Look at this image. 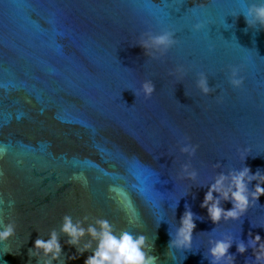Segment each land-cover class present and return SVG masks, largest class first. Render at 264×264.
I'll list each match as a JSON object with an SVG mask.
<instances>
[{"label": "water", "instance_id": "water-1", "mask_svg": "<svg viewBox=\"0 0 264 264\" xmlns=\"http://www.w3.org/2000/svg\"><path fill=\"white\" fill-rule=\"evenodd\" d=\"M199 2L0 0V197L4 221L18 224L0 241V264H37L29 249L52 228L65 264H84L91 250L77 254L59 233L65 215L85 227L106 219L117 235L143 232L156 264H210L208 239L231 233L234 264H252L253 249L239 253L236 242L249 232L264 239V195L218 224L201 202L216 172H264V27L246 23L254 0ZM165 28L176 43L148 57L140 34ZM179 64L178 80L170 70ZM231 66L244 77L238 88ZM201 71L207 95L196 85ZM145 79L155 85L148 98L134 93ZM184 143L198 146L194 155L180 151ZM186 162L196 181L181 178ZM185 204L195 223L188 249L169 246Z\"/></svg>", "mask_w": 264, "mask_h": 264}, {"label": "clouds", "instance_id": "clouds-1", "mask_svg": "<svg viewBox=\"0 0 264 264\" xmlns=\"http://www.w3.org/2000/svg\"><path fill=\"white\" fill-rule=\"evenodd\" d=\"M199 3L202 6V0ZM245 19L250 27H256L257 25L264 27V0H254V2L249 3ZM193 27L200 29L202 24L197 22ZM137 43L145 50L148 57L158 58L176 43V39L174 31L171 29L165 28L158 32L149 29L140 34ZM240 70L238 66L230 67L228 79L233 87H240L244 81V77L239 74ZM185 71L184 65L179 64L170 70V74L175 75L179 80L183 77ZM196 85L205 95L213 91L208 84L207 75L202 71L198 73ZM154 90L153 81L145 79L134 93L136 96L142 93L145 98H148L152 96ZM187 139L185 137V140ZM197 147L195 144L184 143L180 147V151L192 156L195 154ZM250 150L247 147L238 150L241 152L243 160ZM220 166L219 163L212 165L213 168ZM3 174V170H0V176H3ZM73 175L75 176L77 173ZM79 175L84 174L79 173ZM180 176L190 181H196L198 173L190 162H186L181 165ZM210 181L211 183H207L208 189L204 193L201 207L207 209L208 217L214 224H218L221 220H238L249 207L257 204V200L261 195H264V172L260 169L252 172L248 166L238 169L230 168L226 172H216ZM252 181H256V183L250 189L249 184ZM222 200L230 201L232 207L225 209L221 204ZM4 203L5 201L0 197V241H6L15 236L18 227L14 218H9L7 222L2 218V205ZM15 203L14 199L7 201L9 208L12 209L15 208ZM193 217L194 213L191 211L190 206L185 204V211L180 218L179 227L176 228L174 234H171L172 239L169 241V246L184 249L191 248L192 233L195 228ZM197 218L202 219V217ZM260 226H264V224H260ZM59 233L67 235L68 239L65 243L74 245L77 254L91 250V254L84 259V264H156L158 260L157 256L151 254L152 244L149 245L148 237L143 232L134 235L129 231H122L117 235L106 219H98L95 224H89L85 227L81 221L73 222L70 216L65 215L63 223L59 227ZM46 236L47 239H44L42 235L35 239L34 246L29 249V255L37 257V264H53L54 261L55 264H65V256L62 252L60 235L57 229L52 228ZM233 240L234 236L231 233L208 239L206 257L209 259L210 264H234L235 254L228 251L233 244ZM248 247H251L254 253L252 264H264V239L261 238L259 233L249 232L246 243L240 239L236 242V251L239 253L245 252ZM76 258L75 254L68 257V259Z\"/></svg>", "mask_w": 264, "mask_h": 264}]
</instances>
